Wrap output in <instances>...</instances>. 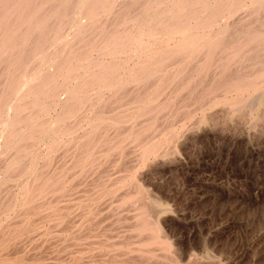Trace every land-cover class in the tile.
Masks as SVG:
<instances>
[{
	"label": "bare ground",
	"instance_id": "obj_1",
	"mask_svg": "<svg viewBox=\"0 0 264 264\" xmlns=\"http://www.w3.org/2000/svg\"><path fill=\"white\" fill-rule=\"evenodd\" d=\"M217 108L263 127L264 0H0V264H182L140 177Z\"/></svg>",
	"mask_w": 264,
	"mask_h": 264
},
{
	"label": "rangeland",
	"instance_id": "obj_2",
	"mask_svg": "<svg viewBox=\"0 0 264 264\" xmlns=\"http://www.w3.org/2000/svg\"><path fill=\"white\" fill-rule=\"evenodd\" d=\"M219 109L212 112L214 124L188 134L181 153L157 161L140 178L170 205L154 211L175 244L174 261L264 264V123L259 129L246 115L230 120L229 110ZM118 151L108 158L106 171ZM120 196L107 200L114 206L105 202L109 209L128 208ZM122 224L113 232L116 246L130 233V220Z\"/></svg>",
	"mask_w": 264,
	"mask_h": 264
}]
</instances>
